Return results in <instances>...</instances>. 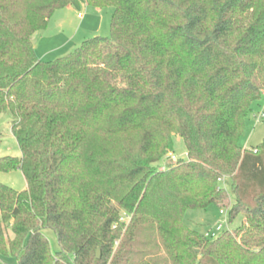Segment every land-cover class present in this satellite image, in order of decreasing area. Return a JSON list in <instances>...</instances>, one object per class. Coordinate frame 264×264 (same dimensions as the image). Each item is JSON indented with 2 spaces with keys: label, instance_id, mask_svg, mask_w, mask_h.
Masks as SVG:
<instances>
[{
  "label": "trees",
  "instance_id": "1",
  "mask_svg": "<svg viewBox=\"0 0 264 264\" xmlns=\"http://www.w3.org/2000/svg\"><path fill=\"white\" fill-rule=\"evenodd\" d=\"M85 4L114 7L111 35L40 58L35 33ZM262 96L264 0H0V114L22 153L0 170L27 182H0V264H264V139L240 143ZM175 134L188 158L165 163ZM212 204L243 222H185Z\"/></svg>",
  "mask_w": 264,
  "mask_h": 264
},
{
  "label": "rangeland",
  "instance_id": "2",
  "mask_svg": "<svg viewBox=\"0 0 264 264\" xmlns=\"http://www.w3.org/2000/svg\"><path fill=\"white\" fill-rule=\"evenodd\" d=\"M114 7H95L83 5L80 9L67 6L55 11L46 28L37 31L34 39L38 44V54L45 61L55 60L74 51L85 39L99 35H111V18ZM82 13L83 16H80ZM264 110V96L252 104V109L245 119V128L240 137L243 147H252L260 144L264 139V119L257 120L256 116ZM13 116L7 112L0 114V158L5 156L21 157V149L12 131ZM174 150L165 158V163L186 160L187 147L179 134L174 135ZM165 163L161 164L163 166ZM0 182L16 190L27 187L25 176L20 168L12 171L0 170ZM233 196V195H231ZM216 204L207 209H189L185 215V222L193 229L214 237L227 229H235L241 225L244 217L238 215L229 221L228 215L221 214ZM126 221L129 217L125 218ZM222 229L218 231V226ZM54 252L59 250L56 234L53 230H45ZM10 234L12 235L11 231ZM3 264H17L14 257L2 258Z\"/></svg>",
  "mask_w": 264,
  "mask_h": 264
},
{
  "label": "built area",
  "instance_id": "3",
  "mask_svg": "<svg viewBox=\"0 0 264 264\" xmlns=\"http://www.w3.org/2000/svg\"><path fill=\"white\" fill-rule=\"evenodd\" d=\"M80 16H82V13H79ZM257 120L264 119V110H262L257 116ZM162 169H165V164L161 167ZM221 214L227 215V210H221ZM218 231L222 229V224L218 226Z\"/></svg>",
  "mask_w": 264,
  "mask_h": 264
},
{
  "label": "crops",
  "instance_id": "4",
  "mask_svg": "<svg viewBox=\"0 0 264 264\" xmlns=\"http://www.w3.org/2000/svg\"><path fill=\"white\" fill-rule=\"evenodd\" d=\"M82 16H83V15H82ZM33 43H34V47H35V49H36V53H37V55H38L40 58H42V56H40V55L38 54V51H37V49H38V44L36 43L34 37H33Z\"/></svg>",
  "mask_w": 264,
  "mask_h": 264
},
{
  "label": "water",
  "instance_id": "5",
  "mask_svg": "<svg viewBox=\"0 0 264 264\" xmlns=\"http://www.w3.org/2000/svg\"><path fill=\"white\" fill-rule=\"evenodd\" d=\"M101 256V250L99 249L98 250V257H100Z\"/></svg>",
  "mask_w": 264,
  "mask_h": 264
}]
</instances>
